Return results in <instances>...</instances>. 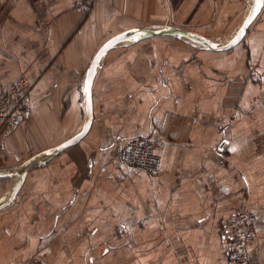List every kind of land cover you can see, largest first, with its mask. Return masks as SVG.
Masks as SVG:
<instances>
[{
  "label": "crops",
  "instance_id": "obj_1",
  "mask_svg": "<svg viewBox=\"0 0 264 264\" xmlns=\"http://www.w3.org/2000/svg\"><path fill=\"white\" fill-rule=\"evenodd\" d=\"M244 1L94 0L81 13L70 0H0V82L30 87L28 115L0 130V198L17 167L82 129L86 72L107 39L167 22L223 41ZM242 41L224 56L164 36L111 47L87 133L0 208V264H228L226 221L240 209L257 216L249 264H264V2ZM133 136L162 143L160 176L122 163Z\"/></svg>",
  "mask_w": 264,
  "mask_h": 264
},
{
  "label": "built area",
  "instance_id": "obj_2",
  "mask_svg": "<svg viewBox=\"0 0 264 264\" xmlns=\"http://www.w3.org/2000/svg\"><path fill=\"white\" fill-rule=\"evenodd\" d=\"M94 0H70V9L88 13ZM30 87L27 79L20 75L9 86L0 82V130L11 128L12 117H23L30 111ZM162 143L151 136L130 137L120 152L122 163L129 168L138 169L151 177L163 172L161 152ZM257 216L242 209L233 212L226 221V230L231 241L228 264H249L248 245L255 232Z\"/></svg>",
  "mask_w": 264,
  "mask_h": 264
},
{
  "label": "water",
  "instance_id": "obj_3",
  "mask_svg": "<svg viewBox=\"0 0 264 264\" xmlns=\"http://www.w3.org/2000/svg\"><path fill=\"white\" fill-rule=\"evenodd\" d=\"M263 2L264 0H259V5L257 6V0H251L246 16L244 20L242 21L241 25L239 26L238 30L236 31V33L230 38L221 41L220 44L218 42L215 43V41H210L193 32L186 31L182 28L174 27V26L162 27V28H157V29H145V28L131 29V30L117 33L113 35L112 37H110L109 39H107L97 49L86 72L84 85L85 83L88 84V90L87 92H85V88H84L86 117H85V121H84V125L82 129L75 136L71 137L70 139L66 140L65 142L61 143L55 148L49 151L37 154L31 157L30 159L26 160L19 167H17V169L11 173V176H12L11 189L4 196L0 198V208L2 206L7 205L14 199V197L16 196L21 186L22 177L26 171H28L30 168L35 166L37 163L45 162L47 159L58 154L60 151L76 144L87 133L91 120H92L91 93H92V83H93L95 70L100 60L104 56V54L111 47L117 44L123 43V42H128L129 40H137L140 38H148V37H155V36H179L194 44L199 45L200 47H202V49H205V50L225 51V50L235 47L243 39L248 27L255 20V18L259 15L262 9V6H263Z\"/></svg>",
  "mask_w": 264,
  "mask_h": 264
},
{
  "label": "rangeland",
  "instance_id": "obj_4",
  "mask_svg": "<svg viewBox=\"0 0 264 264\" xmlns=\"http://www.w3.org/2000/svg\"><path fill=\"white\" fill-rule=\"evenodd\" d=\"M244 2H245V5H246V11L245 12H247L248 11V7L250 5V2H249V0H246ZM168 26H170V25H167V22H164L163 25L162 24L161 25H152L150 23V24H148L146 26L145 29H157V28L168 27ZM199 29L203 30V28H197V29H195L196 31H194V32H196V33H198V34H200L202 36H208V35L211 34L210 32H207L206 30L202 31V30H199ZM164 38H165V41L167 43L165 45L166 47L175 46L176 48H181V49H185V48L189 49L190 48L189 50L198 49L200 51H208V50L202 49V47H200L199 45L194 44V43H192V42H190V41H188V40H186V39H184L182 37H179V36H164ZM208 40L215 41V42H221L222 41V39H217V40L216 39H208ZM239 44L241 46H244L243 41L239 42ZM239 44H237V45H239ZM237 45L235 47H237ZM182 54H184V53H182ZM212 55L224 56L223 52H215V51L213 52ZM189 61H191V60H189ZM189 61H187L186 63H188Z\"/></svg>",
  "mask_w": 264,
  "mask_h": 264
},
{
  "label": "snow or ice",
  "instance_id": "obj_5",
  "mask_svg": "<svg viewBox=\"0 0 264 264\" xmlns=\"http://www.w3.org/2000/svg\"><path fill=\"white\" fill-rule=\"evenodd\" d=\"M258 5H259V0H257V6ZM84 88H85V92H87V90H88V84L87 83H85ZM232 150L235 151L234 148Z\"/></svg>",
  "mask_w": 264,
  "mask_h": 264
},
{
  "label": "bare ground",
  "instance_id": "obj_6",
  "mask_svg": "<svg viewBox=\"0 0 264 264\" xmlns=\"http://www.w3.org/2000/svg\"><path fill=\"white\" fill-rule=\"evenodd\" d=\"M216 43V42H215ZM219 44L221 43V42H218Z\"/></svg>",
  "mask_w": 264,
  "mask_h": 264
}]
</instances>
